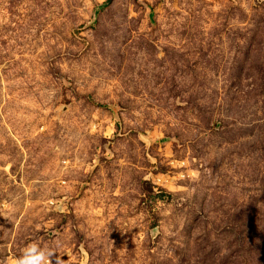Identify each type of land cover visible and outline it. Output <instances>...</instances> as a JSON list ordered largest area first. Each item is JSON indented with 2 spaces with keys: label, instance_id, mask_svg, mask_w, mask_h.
<instances>
[{
  "label": "rangeland",
  "instance_id": "obj_1",
  "mask_svg": "<svg viewBox=\"0 0 264 264\" xmlns=\"http://www.w3.org/2000/svg\"><path fill=\"white\" fill-rule=\"evenodd\" d=\"M33 242L264 264V0H0V264Z\"/></svg>",
  "mask_w": 264,
  "mask_h": 264
},
{
  "label": "clouds",
  "instance_id": "obj_2",
  "mask_svg": "<svg viewBox=\"0 0 264 264\" xmlns=\"http://www.w3.org/2000/svg\"><path fill=\"white\" fill-rule=\"evenodd\" d=\"M65 254L57 248L41 247L38 243L27 245L22 255L15 260V264H52V257H55V264H64L61 255Z\"/></svg>",
  "mask_w": 264,
  "mask_h": 264
},
{
  "label": "water",
  "instance_id": "obj_3",
  "mask_svg": "<svg viewBox=\"0 0 264 264\" xmlns=\"http://www.w3.org/2000/svg\"><path fill=\"white\" fill-rule=\"evenodd\" d=\"M109 1H110V0H109ZM106 3H108V2H106ZM106 3H105V4H106Z\"/></svg>",
  "mask_w": 264,
  "mask_h": 264
}]
</instances>
